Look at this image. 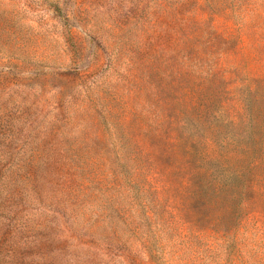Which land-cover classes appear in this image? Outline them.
I'll list each match as a JSON object with an SVG mask.
<instances>
[{"label":"rangeland","instance_id":"374dc122","mask_svg":"<svg viewBox=\"0 0 264 264\" xmlns=\"http://www.w3.org/2000/svg\"><path fill=\"white\" fill-rule=\"evenodd\" d=\"M203 53L248 100L221 194L166 171ZM0 264H264V0H0Z\"/></svg>","mask_w":264,"mask_h":264},{"label":"trees","instance_id":"16d2710c","mask_svg":"<svg viewBox=\"0 0 264 264\" xmlns=\"http://www.w3.org/2000/svg\"><path fill=\"white\" fill-rule=\"evenodd\" d=\"M221 57L203 53L199 64L188 65L189 89L174 102L169 99L172 69L166 63V171L175 168L186 175L187 188L197 193L245 188L240 181L248 170L237 169L234 156L239 152L243 163L248 150L232 140L231 132L244 124L246 89L228 81Z\"/></svg>","mask_w":264,"mask_h":264}]
</instances>
